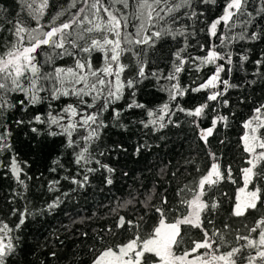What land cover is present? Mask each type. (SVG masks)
Wrapping results in <instances>:
<instances>
[{"label": "trees", "instance_id": "1", "mask_svg": "<svg viewBox=\"0 0 264 264\" xmlns=\"http://www.w3.org/2000/svg\"><path fill=\"white\" fill-rule=\"evenodd\" d=\"M34 3L30 16L27 10L20 11L19 0H0L4 10L0 13V55L6 53L0 64L9 59V52L26 59L35 48L42 72L68 68L62 77L65 82L90 81L101 69L105 76L120 73L125 85L127 80L139 82L132 88L125 86L121 99L99 114L97 123L102 121L105 126L99 128V138L88 145L91 161L87 164H77L76 158L84 145L82 137L91 129L78 127L72 139H79L80 144L70 147L67 135L49 134L52 130L60 132V128L37 123L34 117L46 119L49 112L58 115L68 104L78 112H96L106 92L92 108L77 96L51 100L49 91L40 93L44 99L35 105L23 92L6 95L13 106L0 108V135L8 133V146L0 149V227L4 225V232L12 229L9 235L15 250L5 264H91L106 250L128 244L140 249L162 223L176 225L166 248L170 260L185 264H264V118L257 113L244 123L254 115V108L264 104V0H248L243 15L233 17L234 27L232 21L227 27L223 22L218 26L217 37H225L223 48L209 29L222 15L227 0H191L189 7L174 13L162 0ZM193 11L196 15H189ZM18 12L33 28L28 36L24 29L14 35L9 31L12 24L8 21H15ZM172 16L179 19L173 21ZM157 18L166 19L161 24L169 34L149 47L144 41ZM181 29L182 35L172 32ZM241 34L244 39L238 38ZM253 34L257 39H251ZM35 37L39 38L27 47V41ZM41 44H55L56 48H39ZM213 48L232 53L231 65L217 61L226 66L220 75L229 87L219 83L215 89L192 91L206 83L215 70V65H200L195 58L204 57ZM180 49H184L181 55L186 63L177 76L187 91L169 101L168 92L161 89L176 83L166 77L174 73L175 53ZM49 56L53 62H48ZM241 56L247 60L242 61ZM78 59L89 61L88 73H83ZM9 67L19 71L20 58L16 65L0 67V74H8ZM140 67L147 79L138 76ZM106 79L115 83V76ZM216 91L223 95L208 101L207 96ZM83 99L92 102L91 96ZM134 103L149 110L169 103L175 114L171 123L165 117L162 128H144L140 121L149 117L145 109L129 107ZM203 104L209 105L203 117L187 114ZM216 116H227L226 125L217 124L202 139L201 131ZM21 120L24 123H17ZM33 127L38 132H32ZM256 143L257 147L250 149ZM13 158L21 167L23 184L11 171ZM87 168L94 171L87 172ZM248 170L246 186L256 193V200L236 213V193ZM212 172L215 175L207 180ZM194 202L198 211L192 222ZM52 204L56 206L50 208ZM22 214L25 222L17 228ZM159 260L146 252L141 263Z\"/></svg>", "mask_w": 264, "mask_h": 264}, {"label": "snow or ice", "instance_id": "2", "mask_svg": "<svg viewBox=\"0 0 264 264\" xmlns=\"http://www.w3.org/2000/svg\"><path fill=\"white\" fill-rule=\"evenodd\" d=\"M204 3H215V0H202ZM19 3L21 5L20 11L23 12L25 10L28 11V15L32 16V12L35 8L34 0H19ZM162 3L168 4V10H171L172 13L179 11L181 7H189L191 4V0H173L172 3H169V0H162ZM248 0H227L226 5L224 6L222 15L217 18L214 22L211 23L209 33L212 37H217V28L218 26L223 22V24L227 27L229 26V22L232 21V27L235 26V21L233 20V17L235 16L237 19H239L240 15H243V9L247 5ZM4 10L0 9V13H2ZM191 16H195L196 13L193 11L189 13ZM249 16H251V13H248ZM33 18V17H32ZM166 18V17H165ZM154 20L152 24V31L148 33V38L145 39L144 43L147 44L149 47H152L159 38H161L164 35H168L167 29L163 27L161 24L162 21L167 22L166 19ZM176 19H179V17L172 16V20L175 21ZM8 23L12 24V28L9 29L11 31L12 35H14L18 30L24 29L26 30L24 32L25 36H28V34L32 31L33 28L29 27L28 24L25 22V18L21 17L19 12L17 13V18L15 21L9 20ZM159 23V27H156V24ZM246 23H250V21H247ZM155 29V30H153ZM172 32L175 35H182L183 30L181 29L179 32H176L175 30H172ZM39 37H35L31 41H27V47H30L33 43H35V39H38ZM233 39L237 37H232ZM239 39H244V35L241 34ZM217 39L220 40V45L223 48L225 46V37L220 36L217 37ZM251 39L255 40L257 39V35L253 34L251 36ZM42 45L49 46L50 48L55 49L56 45H48V44H41L39 45V48H41ZM184 51V49H180L175 53L176 57V64L174 73L167 76L166 79L169 81H176V83L172 84L171 87H162V91H167L169 95V101H174L177 99V97H182L185 92L187 91L186 88H182L178 82V76L177 74L180 73L183 70L184 64L186 63L185 58L181 55V53ZM6 53L4 55H0V61L3 60ZM9 58H14V53L9 52L7 54ZM37 49L33 48L30 53H28L27 58L21 56L20 57V70L14 71L11 67L8 69V74H0V108H4L6 105L7 107H12L13 105L10 104L6 99V95L15 92L20 91L25 94V96L28 98V101L31 104H38L41 102L44 97L40 95V93L49 91L50 96L48 97L51 100H58L62 96H77L81 98V103L85 104L87 108L94 107L96 101L101 98V96L106 92V97L104 103H101L99 105V108H97L96 112L93 113H82L78 112L77 108L73 107L72 104H68L67 107H65L62 112L58 115H53L51 112L48 113V116L46 119H41L40 116H35L34 119L37 123H48L49 126L56 125V127L60 128L61 131L57 132L55 130H52L49 132L51 136H57L61 134H65L68 137V145L71 147L73 145H79L80 141L79 139L76 141H73L72 139V133L78 128L83 127L85 129H91L88 131V135L82 137L84 140V145L82 146V150L78 153L76 158V163L79 164L82 161L87 164L91 161V156L88 154V145L92 142L93 139L99 138V128L104 127L102 121L97 123L98 116L102 111H107L108 105L110 103H115L116 101L120 100L123 95V88L127 86L128 88H132L135 83H138V80H127L126 85L125 83L121 82L120 79V73H117L113 71L110 75L105 76L102 69L100 70V73L96 75L95 79H92L90 81H85L84 79L79 80H73L71 82H65L63 81L62 77L65 71L68 70L65 68H55L53 71H41V68L43 65L39 64L37 60ZM57 55H64L63 53H57ZM232 53L227 52H218L214 48L212 50H209L204 57H197L196 60H199L200 65H215V70L213 74L208 78L207 82L204 84H201L199 87L192 89V91L199 92L203 89H215L219 83H223L225 86V89L229 87L227 84V81H221V73L225 72L226 66L224 63H217V61H226L227 65L232 64ZM80 62V67L83 68V73H88V64L89 61L87 60H81L78 59ZM242 61L247 60V56H241ZM53 62V58L49 56V61ZM257 63H260V61H257ZM76 67V65H75ZM197 70H199V65L197 67ZM228 71H231V68L227 69ZM3 72V69L0 68V73ZM94 72V71H93ZM83 73H80L82 76ZM96 73V72H95ZM153 76L156 74L153 73ZM109 76H115V83L113 84L112 81H109L106 79V77ZM138 76L142 79H147V76L145 75V71L143 67L139 68ZM51 84V88H48V84ZM223 95L222 92L216 91L212 92L207 96L208 101H216L219 96ZM91 96L92 102L88 103L83 98ZM226 104L227 101H224ZM21 104H24V101H21ZM24 107L26 108L27 105L25 104ZM129 107H137L145 109L147 116L149 119L147 121H140V123L143 125L144 128H149V126H158V128L164 127L165 123V117H168V122L171 123V115H174L175 113L169 108V103L163 104L158 109H147L145 105L143 104H132L129 105ZM208 104H203L199 107H196L194 111L187 112L188 115L194 116V117H203L205 113V109L208 108ZM180 111H186L183 108L179 109ZM254 115L250 117L248 120H246L244 123H247L248 121L252 120L254 116H256L257 113L261 114V118H264V104H261L260 106L253 109ZM118 115V113H117ZM79 117V119H77ZM227 116H216L211 120V125L206 129L202 130L201 133L206 132L208 130L215 129V126L219 123H223L226 125L227 122ZM67 119V124L61 123V121ZM30 122V121H29ZM17 123H24L23 120L18 121ZM243 123V124H244ZM92 124H96V128H91ZM32 132H38V129L33 127L31 129ZM8 133L0 135V149H3L7 147L6 144V138ZM98 163V161H97ZM102 167L107 168L108 172H112L113 169L110 167H107L106 165H102ZM11 171L16 178L17 182L20 184H23L24 181L20 178V172L21 167L17 163L16 159L13 158L12 164H11ZM87 172H92L94 169L87 168ZM87 181V176L84 178V182ZM73 183H79L80 187L84 186L83 182H78L76 180L72 181ZM107 183H111V179H107ZM56 204L49 205V207H55ZM25 222L23 214L21 215V218L19 220V224L17 225V228L20 227V225H23ZM3 227H0V264H5L6 258L10 256L14 250V244H13V238L9 235V233L12 231V229H9L8 232L3 231ZM7 241V242H5Z\"/></svg>", "mask_w": 264, "mask_h": 264}, {"label": "rangeland", "instance_id": "3", "mask_svg": "<svg viewBox=\"0 0 264 264\" xmlns=\"http://www.w3.org/2000/svg\"><path fill=\"white\" fill-rule=\"evenodd\" d=\"M22 56V55H21ZM20 55H14V58H9L3 63L0 64V67L8 66V65H16L18 63V59L21 57ZM249 145L251 142H248ZM257 147V143L255 145L250 146V149ZM215 175V172H212L207 177V180H210ZM250 176V171L248 170L245 173V178L243 181V185L238 189L236 193V204L234 207V211L236 213H242L246 207L252 206L256 200V193L253 191H249L247 189V181ZM198 205L196 202L192 205V211L190 215V220L192 222L195 221L197 217ZM170 232L176 233L175 230H170V225L162 223L156 229L155 234L148 238L142 245L140 249H135L132 244H128L125 247H122L118 250H106L101 253L91 264H142L143 254L148 252L152 253L155 256L159 257V262H152L149 264H185V262L178 260H170L166 254V248L168 246V238ZM134 251L131 256V252Z\"/></svg>", "mask_w": 264, "mask_h": 264}, {"label": "water", "instance_id": "4", "mask_svg": "<svg viewBox=\"0 0 264 264\" xmlns=\"http://www.w3.org/2000/svg\"><path fill=\"white\" fill-rule=\"evenodd\" d=\"M206 133H207V131H206V132H203V133H201V135H200V136H201V138H202V139H205V135H206ZM175 227H176V225H171V226H170V230L172 231V230H173V228H175Z\"/></svg>", "mask_w": 264, "mask_h": 264}]
</instances>
